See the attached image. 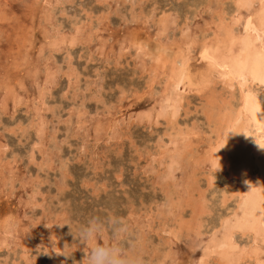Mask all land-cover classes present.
Here are the masks:
<instances>
[{"label":"rangeland","instance_id":"obj_1","mask_svg":"<svg viewBox=\"0 0 264 264\" xmlns=\"http://www.w3.org/2000/svg\"><path fill=\"white\" fill-rule=\"evenodd\" d=\"M237 1L0 0V264H80L93 216L142 264H221L211 235L241 177L208 151L239 92L200 51L243 31ZM172 82L176 115L161 111ZM240 234L234 261L257 264Z\"/></svg>","mask_w":264,"mask_h":264},{"label":"bare ground","instance_id":"obj_2","mask_svg":"<svg viewBox=\"0 0 264 264\" xmlns=\"http://www.w3.org/2000/svg\"><path fill=\"white\" fill-rule=\"evenodd\" d=\"M233 2H235V0H233ZM239 3L241 5L240 7L247 8V15L244 21H242L243 31L233 35V33H230L226 28V35L223 36V38H216L218 40L213 44L204 43L203 41L204 46L200 51L202 61L205 60L208 66L219 70L225 77L224 79L228 82L231 81L233 88L237 87L239 92L236 108L228 111L231 118L229 117L230 119L228 123L226 122L223 129H218V137L211 150L208 151V153L210 152L209 157L211 158V165L215 171L224 169L226 164L225 169L229 171L230 175H238V177H241L237 187L238 195L236 194L234 197L236 198V205L233 209H230L231 211L226 216L220 218V225L214 228L211 235L210 242L212 241L213 247L208 249V251L209 253H216L219 260L222 261L221 264H236L234 259L237 257L235 256L241 255L236 252L238 251L236 250L237 246L234 244L232 238L235 233L239 232L253 239L252 253L246 250L241 252L252 255L256 263L260 264L261 262L258 259L259 254L255 249V245L258 244L257 242L261 241L264 243V147H262V145H264V103L254 87H258V89L259 87H263L264 89V83H261V81H264V0H239ZM236 5L237 4H235V6ZM238 13L240 14V12ZM233 25L234 24H232V27ZM226 27H229V25H226ZM191 48L192 46L186 43L184 50L189 54ZM157 58L160 59L159 57ZM158 59L157 61H159ZM184 62H186V59L183 55H179L177 57V67L182 68ZM218 78L220 79L221 77ZM174 83L172 82V84H170V92L168 93L171 96L175 95V99L171 101L172 98L170 99L168 98L169 96H165L163 99L166 98L167 101L163 100L166 102H164L165 105L161 110H164L165 113L169 112L171 115L177 114L181 101V98L177 96L176 85H174ZM160 114L162 115V113ZM173 146L175 147V145ZM176 155L177 154H175V156ZM172 157L173 155H169L170 163L168 169L171 172H173V167L177 164L176 160H178L177 158L179 156L176 157V160ZM252 170L255 171V175L251 174ZM171 177H174L173 173ZM225 201L226 197L223 196L221 203L224 204ZM219 232L220 234H218ZM196 233L197 232H195V236ZM6 234H8V230ZM204 248L206 247L204 246ZM171 259H173V257ZM203 259H205V256ZM237 260H239V258ZM200 264H202V262Z\"/></svg>","mask_w":264,"mask_h":264},{"label":"clouds","instance_id":"obj_3","mask_svg":"<svg viewBox=\"0 0 264 264\" xmlns=\"http://www.w3.org/2000/svg\"><path fill=\"white\" fill-rule=\"evenodd\" d=\"M112 223L114 218L105 221L93 216L79 226L78 240L85 246L90 245L80 264H142L140 258L118 243L123 229L113 230L112 241L104 238L108 225Z\"/></svg>","mask_w":264,"mask_h":264},{"label":"snow or ice","instance_id":"obj_4","mask_svg":"<svg viewBox=\"0 0 264 264\" xmlns=\"http://www.w3.org/2000/svg\"><path fill=\"white\" fill-rule=\"evenodd\" d=\"M261 83H264V81H261ZM262 147H264V145H262ZM242 230V229H241Z\"/></svg>","mask_w":264,"mask_h":264}]
</instances>
